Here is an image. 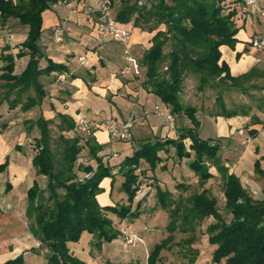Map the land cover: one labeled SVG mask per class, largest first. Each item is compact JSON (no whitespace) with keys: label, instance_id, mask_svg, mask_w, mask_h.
Wrapping results in <instances>:
<instances>
[{"label":"trees","instance_id":"1","mask_svg":"<svg viewBox=\"0 0 264 264\" xmlns=\"http://www.w3.org/2000/svg\"><path fill=\"white\" fill-rule=\"evenodd\" d=\"M59 1L0 0L3 25L13 17L29 26L24 45L28 47L31 59L19 76H13L17 86L22 83L28 86L35 84L43 92V85L36 81L38 75L54 69L61 73L65 70L63 65L52 62L45 69L38 68L42 53L37 41L42 33L43 12ZM237 3L229 0H146L145 3L122 0L121 9L115 13L122 24L133 19L136 25L143 24L151 31L165 25L166 29H158L152 37V45L141 60L147 68L146 86L170 105L173 113L184 111L196 126L182 128L177 139L156 137L143 141L133 155L118 165L125 177L122 189L128 192V203L102 207L97 199L101 192L100 184L115 168L111 165L113 156L110 146L108 151L101 153L105 146L99 144L94 135L88 138L79 135L77 123L75 125L68 116H62L63 122L58 125L60 134L54 137V121L40 117L36 121L40 137L34 140L36 154L32 163L37 174L44 177L45 185L43 187L36 182L29 189L27 217L29 230L41 243L39 248L48 251V264H81L70 254L68 242L78 240L84 231L94 235V243L99 247L122 235V230L117 231L113 227L108 213L118 214L121 223L129 216H140L143 206L141 200L135 208L132 206L140 182L144 177L154 179L141 169V160L145 159L154 168L161 161L159 150L171 144L177 147L180 156H192L193 152L194 158L190 165L202 184L214 176L210 167L215 166L222 174L226 198L225 213H222L216 206V199L210 198L206 190L192 197L190 208L182 206V197L176 198L168 190H157L161 207L170 210L173 217L171 226L176 222L172 221L180 218L183 224L190 226L194 222L191 219L201 221L214 216L215 221L208 227L209 241L215 247L213 262L264 264V199L254 197L243 186L240 178L229 171L219 155L222 146L217 139L199 136L197 126L200 121L195 120L197 108L185 104L180 97L188 72L198 75L202 86L213 85L217 81L218 85L220 82L236 88L248 77L233 76L228 63L222 60L220 51L223 45L234 48L238 40L236 35L241 28L238 20L244 19L245 15ZM168 43L171 44V50L167 56L165 47ZM168 58V71L162 74L160 66ZM5 77H8L5 73L0 74V80ZM240 88L246 90L244 86ZM35 104L36 100L31 98L26 107ZM238 113L223 103L222 116L233 117ZM259 122V117L254 116L253 123ZM256 131L251 132L254 134ZM187 139L191 140L190 150L184 143ZM213 141L216 142L213 144ZM85 147L92 162L80 160ZM5 166L0 165V170L5 169ZM256 171L264 174L259 162L256 163ZM89 172L94 174L86 178ZM31 250L39 249L33 247ZM157 254L158 247L151 252L148 264H154ZM23 255L19 254L2 264H25Z\"/></svg>","mask_w":264,"mask_h":264},{"label":"crops","instance_id":"2","mask_svg":"<svg viewBox=\"0 0 264 264\" xmlns=\"http://www.w3.org/2000/svg\"><path fill=\"white\" fill-rule=\"evenodd\" d=\"M86 4L97 5L95 0H68L62 5L53 4L43 12L42 33L37 41L42 53L38 68L45 69L50 62L61 64L65 67L62 73L66 75V79L60 81L57 78L61 74L59 70L40 73L36 81L43 85V92L36 88L35 84L30 86L25 83L18 86L14 84L16 80L13 76H19L31 59L29 49L24 45L29 26L21 24L19 19L13 17L3 25L0 14V74L5 73L8 76L0 80V165L6 164L5 169L0 170V228L4 231L0 233L2 235L9 233L8 236L6 234L4 236H7V243L11 247L8 259L3 260L0 254V264L19 254L32 251L33 247L40 249L41 243L29 230L27 217L29 189L36 182L43 187L45 185L44 177L37 174L32 163L36 154L34 140L40 137V130L36 125L40 117L52 120L53 125L58 126L63 122L62 116L73 119L76 125L81 113H86L97 121L110 117L127 120L134 116L136 120L133 128L135 133L137 131L143 133L141 136L143 141L156 137L173 138L179 134L177 127L170 129L155 114H144L145 110L152 111L156 106L169 110L171 106L146 86L147 79H142L145 75L144 70L142 76L136 80L121 75L122 68L127 64L126 55L124 56L126 46L109 37L104 41L99 40L96 17L85 12ZM121 7L122 0H114V12L117 13ZM63 21H67V30L63 40L56 41L53 38L54 28ZM131 23L132 37L128 47L130 53L141 61L144 53L151 47V39L157 31H151L143 24L136 25L133 19ZM238 25L241 28L236 35L238 40L235 47L223 45L220 50L222 60L228 63L233 76L247 75L244 83L255 84L253 88H257L263 94L260 96L264 97V47L262 49L247 47L248 40L255 34L264 37V0L257 3L249 17L245 15L244 19L240 18ZM7 35L11 37V43L7 42ZM80 56L88 59V65L81 63ZM31 98L36 100V104L26 107ZM262 108L263 106L260 107L261 112L255 115L247 111L233 117H225L222 114L215 116L217 136L209 137L238 145L244 143L246 133L257 130V133L250 136L252 144L256 146L255 151L251 149L252 146H248L244 154L241 152L238 155L240 159H235L239 161L238 165L230 164L232 159L229 153L222 149L220 152L223 156L222 161L229 167V171L240 176L243 186L245 181L251 187L253 196L258 199H264V188L259 187V179H256L253 172L257 162L264 171ZM252 116L259 117L260 122L253 123ZM260 125H263V128ZM94 138L105 146L101 153L109 150L111 139L106 130L96 131ZM187 140L191 143L190 139ZM242 147H239L241 151ZM258 147L261 154L259 157L256 153ZM87 152V157L82 159L85 163L92 162ZM253 154L256 157L255 160H251L253 166V174L251 173L249 177L251 181L248 177L243 180V166ZM255 173L260 174L257 171ZM153 180L150 179L151 182ZM150 181L147 180L144 184L148 187ZM150 187L149 185L148 188ZM103 197L102 205L112 202L108 196Z\"/></svg>","mask_w":264,"mask_h":264},{"label":"rangeland","instance_id":"3","mask_svg":"<svg viewBox=\"0 0 264 264\" xmlns=\"http://www.w3.org/2000/svg\"><path fill=\"white\" fill-rule=\"evenodd\" d=\"M137 1L140 3L146 2V0ZM148 5H150V3H148ZM246 27L249 28V25ZM164 28L165 25H160L158 27V29ZM250 41L249 39L247 47L252 49L253 46H250ZM170 50L171 44L168 43L165 47L167 56ZM168 62L169 58L161 64L160 72L162 74L168 71L166 67ZM142 68L145 72L142 79L146 80L147 68L144 65ZM167 75L168 74H166V76ZM223 75L224 74H222V76ZM184 80L180 97L185 104L197 108V110H195V120L200 121V124L197 126V131L199 136L205 139L211 136H217V125L214 117L222 113L223 103L230 110H237L241 114H243L244 111H249L250 113L253 112L252 115L261 112L260 107L264 106V97L260 96L262 93L257 88H253L255 84H245L244 81H242L240 86H244L246 90H242L244 88H240V86L236 88L234 86L229 87V84L226 83L219 82L218 85L217 81H215L213 85L205 84L202 86L199 76L190 72L185 74ZM219 96L221 97L220 99L218 98ZM174 114L179 131L182 128L196 126L193 119L184 111L174 112ZM116 118L120 119L119 117ZM260 127L263 128V125H260ZM53 134L54 137L59 136L60 129L58 126L53 127ZM133 134V139L135 138V141H133V139L130 141L117 140L114 143L120 153V157H112L111 165L115 166V168H113L111 175L105 177L101 182V192L97 196L100 204L101 201H103V196H108L109 200L112 202L104 205L101 204L102 207L106 205L117 206L128 203V192L122 189L125 177L120 172L118 165L128 156L133 155L135 152L134 150H136L143 141L141 137L143 136L142 132L137 131V133H135L133 128ZM178 136L173 138L177 139ZM250 136H253L252 132L246 133L243 139L244 143L238 144L243 146V151H241L242 149H239L240 146L235 145V143H229L221 139L220 141L216 138V141L221 143V149L231 156L230 159H232V161L230 164L234 165L236 163L238 165L239 161L235 159H240L238 155L241 154V152L244 154L250 146H252L251 149L255 151L254 149L256 146L252 144ZM184 143L187 150H190V143L188 140H185ZM166 147L165 149L159 150L161 161L158 162L154 168H152L145 159L141 160V169L145 171L147 176H153L155 181L152 179L153 182H151V178L144 177L140 182L134 205H132L135 208L137 202L141 200L143 206H141L140 216L135 218L129 216L121 223V218L118 214L114 212L108 213V216L113 221V227L117 231L128 229L129 232L137 235L138 240L136 243L127 245L123 236L120 235L111 242H104L103 245L99 247L94 243V235L89 231H84L78 240L68 242L69 252L77 261H80L81 264H148L151 252L158 247V254L154 259V264H220L213 262V251L215 247L210 243L208 234L209 225L215 221L214 216H208L201 221L191 219V221L194 222H192L190 226L183 224L180 218L179 220L172 221L173 223L176 222L174 226H171L173 217L170 210L161 207L157 197V190H168L173 193L174 197H182L184 200L182 206L185 207L187 205V208L191 207L192 203L190 200L194 195L206 190L210 198L216 199L217 208L222 213H225L226 198L222 174L218 172L216 167L214 169V166L211 165L210 171L216 174H212L214 178L202 184L200 177L190 165L191 160L194 158L193 152L192 156L185 154L180 156L175 145L171 144ZM258 149L256 153L259 157L261 154L259 153V147ZM87 150L88 149L85 147L80 154V160L87 157ZM255 154L252 155L253 159H251L252 157L250 159L248 158L246 165L243 166L244 169L242 168L244 170V175L242 176L243 180L248 177L249 181H251L249 178L253 171L251 160H255L254 158L257 155ZM219 155L222 159V152H219ZM233 165L231 167H233ZM255 171L253 172L254 174H252L255 175L256 179H259V187L262 189L264 188V174H258L255 173ZM147 180L150 181L148 183L151 186L150 188H148L149 185L147 187V185L144 184ZM244 186L252 194L251 187L245 181ZM1 230L0 228V232H4ZM5 234L8 236L9 233H4V235ZM4 235L0 233V254L4 258L3 260H6L9 258L11 247L9 243H7V236ZM47 254L48 251L46 249L32 250L23 255L24 262L25 264H48Z\"/></svg>","mask_w":264,"mask_h":264},{"label":"built area","instance_id":"4","mask_svg":"<svg viewBox=\"0 0 264 264\" xmlns=\"http://www.w3.org/2000/svg\"><path fill=\"white\" fill-rule=\"evenodd\" d=\"M68 0H60L58 4H65ZM97 5L86 4L85 12L87 14H94L96 17V24L99 33V40L104 41L106 38H111L115 41L121 42L126 46L125 54L127 59V64L121 70V75L128 79H139L143 74V64L140 59L133 56L130 53L128 47L129 40L132 37V23H123L120 22L116 15L114 14V0H95ZM233 2H238V6L241 8L244 15L248 17L254 12L257 3L260 0H229ZM236 4V5H237ZM67 30V21H63L60 25L54 28L53 38L56 41L63 40L65 31ZM8 43H11V37L6 36ZM252 46L256 48L264 47V37L260 34H255L251 39ZM79 60L82 64L88 65V59L85 56H80ZM58 80L64 81L66 79L65 73H61L57 76ZM150 113L155 114L157 117L162 119L170 129H175L176 126V117L175 114L165 108L156 106L152 111H144L145 115ZM135 117L131 116L127 120H120L116 117H110L103 121H97L91 119L86 113H81L77 120V132L84 138L93 136L96 131L104 129L108 132L111 145L110 152L113 157H118L120 155L119 151L115 147L114 143L117 140L130 141L133 139V127L135 124ZM216 141H213L214 144ZM93 172L86 174V178H91ZM123 238L127 245H133L138 240L137 235L128 231V229H122Z\"/></svg>","mask_w":264,"mask_h":264}]
</instances>
